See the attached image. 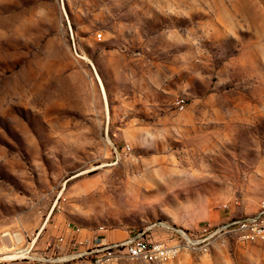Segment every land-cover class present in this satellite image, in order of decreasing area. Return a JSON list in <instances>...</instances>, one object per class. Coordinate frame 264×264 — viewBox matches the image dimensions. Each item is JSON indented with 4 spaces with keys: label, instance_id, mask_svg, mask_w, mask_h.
Instances as JSON below:
<instances>
[{
    "label": "rangeland",
    "instance_id": "rangeland-1",
    "mask_svg": "<svg viewBox=\"0 0 264 264\" xmlns=\"http://www.w3.org/2000/svg\"><path fill=\"white\" fill-rule=\"evenodd\" d=\"M263 200L264 0H0V259L68 223L158 241ZM169 264H264V242Z\"/></svg>",
    "mask_w": 264,
    "mask_h": 264
},
{
    "label": "built area",
    "instance_id": "built-area-1",
    "mask_svg": "<svg viewBox=\"0 0 264 264\" xmlns=\"http://www.w3.org/2000/svg\"><path fill=\"white\" fill-rule=\"evenodd\" d=\"M63 1V0H62ZM99 39L102 34L98 35ZM184 109V101L178 102ZM224 209L229 208L227 204ZM67 236L57 237L43 250L35 248L37 239L28 242L22 248H12V252L0 259V264H109L114 252L122 250L131 260L149 264H169L184 252L207 251L216 238L231 235L239 240H258L264 242V200L253 214L234 219L230 218L220 224L210 222L188 231L175 229L165 238L153 241L141 235L128 234L120 241H111L107 228L100 233H86V229L71 223L66 224Z\"/></svg>",
    "mask_w": 264,
    "mask_h": 264
},
{
    "label": "crops",
    "instance_id": "crops-1",
    "mask_svg": "<svg viewBox=\"0 0 264 264\" xmlns=\"http://www.w3.org/2000/svg\"><path fill=\"white\" fill-rule=\"evenodd\" d=\"M218 218L222 219L223 216H222L221 214H219V215H218ZM224 219H225V218H224ZM224 219H223V220H224ZM223 220H222V221H223ZM222 221H220V222H222ZM224 221H225V220H224ZM224 221H223V222H224ZM220 222L218 221L217 223H220ZM59 230H60V231H59V234H58L56 237H54V239L57 238V237H66V236H67V228H66V225H65V226H62ZM54 239H53V240H54ZM108 239L111 240L110 237H108Z\"/></svg>",
    "mask_w": 264,
    "mask_h": 264
},
{
    "label": "bare ground",
    "instance_id": "bare-ground-1",
    "mask_svg": "<svg viewBox=\"0 0 264 264\" xmlns=\"http://www.w3.org/2000/svg\"><path fill=\"white\" fill-rule=\"evenodd\" d=\"M4 258V257H3Z\"/></svg>",
    "mask_w": 264,
    "mask_h": 264
}]
</instances>
